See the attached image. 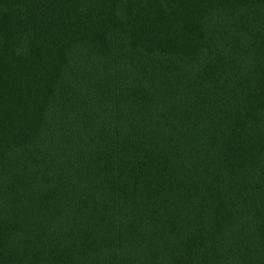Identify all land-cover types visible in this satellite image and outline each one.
Returning <instances> with one entry per match:
<instances>
[{
    "label": "trees",
    "instance_id": "16d2710c",
    "mask_svg": "<svg viewBox=\"0 0 264 264\" xmlns=\"http://www.w3.org/2000/svg\"><path fill=\"white\" fill-rule=\"evenodd\" d=\"M0 264H264V0H0Z\"/></svg>",
    "mask_w": 264,
    "mask_h": 264
}]
</instances>
